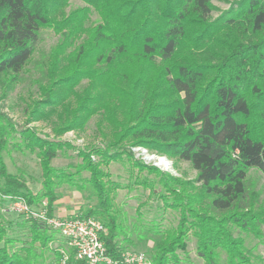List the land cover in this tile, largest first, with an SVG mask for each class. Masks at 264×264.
Returning <instances> with one entry per match:
<instances>
[{"label": "trees", "instance_id": "obj_1", "mask_svg": "<svg viewBox=\"0 0 264 264\" xmlns=\"http://www.w3.org/2000/svg\"><path fill=\"white\" fill-rule=\"evenodd\" d=\"M81 1L68 10L70 0H0L3 99L24 81L43 31L60 37L35 81L39 97L25 109L27 124L19 128L0 110V199L47 201L51 218L58 186H89L96 203L78 216L104 226L107 253L120 260L129 251L119 240L126 233L114 200L122 187L107 169L122 162L132 187L178 215L175 226L156 228L161 240L150 264L190 263L191 238L202 264H264V199L250 176L264 173V0L235 1L217 18L213 0ZM95 118L103 145L58 140L85 131ZM42 121L52 123L55 139L29 126ZM135 147L188 162L196 178L147 165ZM10 149L37 155L41 193L9 173ZM69 151L81 160L72 175L53 166ZM25 220L30 241L15 248L13 224L0 213V264H62L67 248L59 231ZM67 251L68 264H85Z\"/></svg>", "mask_w": 264, "mask_h": 264}, {"label": "rangeland", "instance_id": "obj_2", "mask_svg": "<svg viewBox=\"0 0 264 264\" xmlns=\"http://www.w3.org/2000/svg\"><path fill=\"white\" fill-rule=\"evenodd\" d=\"M239 0H213L215 11L213 18H217L223 12L227 11L231 4ZM84 6L81 0H70V8L76 9ZM98 16L93 12L92 20L96 21ZM59 36L51 30H45L42 33V40L37 45L33 62L24 72V81L20 83L14 91L10 93L8 98L3 99L0 92V110L6 112L16 122L19 128L27 124L28 118L25 114V109L33 99H38V88L35 83L41 76L44 61L53 45H55ZM96 118L91 120L85 131L69 132L58 140L68 141L76 147L87 148L91 145H103V138L99 135L96 127ZM35 128L43 138L55 139L52 133L51 122H35L29 125ZM136 154L137 159H141L147 165L155 166L154 161L145 160L146 154L143 147H135L132 149ZM148 155L165 157L172 163L171 168H159L163 172L170 173L178 178L194 179L196 172L192 169L188 162L177 161L166 156H160L149 152ZM4 159L9 173L18 175L24 179L27 187L33 194L41 193L43 190V172L40 165V160L36 154L24 151L20 152L10 149L4 152ZM81 160L76 152L69 151L60 154L54 160L53 166L58 169H63L67 175L76 173V167ZM111 174V179L119 185L121 189L114 195L116 209L121 217L122 227L126 233L119 240L126 246L129 251L143 252L149 257L154 253L156 245L161 240V235L156 233V228H169L177 224L178 215L172 211H165L160 201L150 197V191L139 187H132L130 173L127 166L122 162L111 164L108 169ZM83 177H88V173H82ZM251 180L257 185V189L261 192L264 199V173L258 170L251 171ZM58 201L56 203V216H76L80 213L81 208H87L96 203L94 194L89 186L84 192H80L71 188L69 185L58 186ZM0 213L4 215L6 221L12 222L13 226L9 229V237L18 240L15 248L21 247L22 242H29V230L24 225L26 215L22 214L9 199H0ZM126 239V240H125ZM63 240L60 238L58 242L53 243L52 247L57 248ZM129 242V243H127ZM3 244L0 243V247ZM190 263L202 264L196 253L194 239H190L188 244ZM259 252L264 255V244L259 247Z\"/></svg>", "mask_w": 264, "mask_h": 264}, {"label": "built area", "instance_id": "obj_3", "mask_svg": "<svg viewBox=\"0 0 264 264\" xmlns=\"http://www.w3.org/2000/svg\"><path fill=\"white\" fill-rule=\"evenodd\" d=\"M14 203V206L26 215V219L34 218L47 222L59 231L66 241V248L74 253L76 261L85 264H150L149 257L143 252L126 251L120 260L109 256L102 240L106 229L94 218L76 216L48 217L47 201L38 206H30L21 199L5 197ZM67 249H62V264H68L70 254Z\"/></svg>", "mask_w": 264, "mask_h": 264}, {"label": "water", "instance_id": "obj_4", "mask_svg": "<svg viewBox=\"0 0 264 264\" xmlns=\"http://www.w3.org/2000/svg\"><path fill=\"white\" fill-rule=\"evenodd\" d=\"M143 153L144 154H147V150H143ZM149 158L147 156H145V160L149 161L148 160ZM154 159H158V160H164L166 161L168 164H170V166L172 165V163L170 161H168L167 158L165 157H158V156H155V155H150V160H154ZM154 165L159 167V168H162L161 164L160 163H157V162H154ZM167 170V169H166Z\"/></svg>", "mask_w": 264, "mask_h": 264}, {"label": "bare ground", "instance_id": "obj_5", "mask_svg": "<svg viewBox=\"0 0 264 264\" xmlns=\"http://www.w3.org/2000/svg\"><path fill=\"white\" fill-rule=\"evenodd\" d=\"M146 156L149 158V162H157V163H160L161 166L164 168V169H169L171 168L170 164H168L166 161L164 160H158V159H154V160H150V155L146 154Z\"/></svg>", "mask_w": 264, "mask_h": 264}]
</instances>
